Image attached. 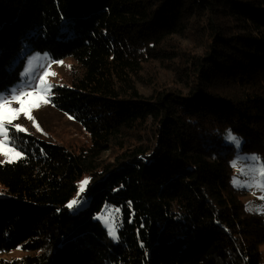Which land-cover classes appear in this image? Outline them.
Instances as JSON below:
<instances>
[{
    "label": "trees",
    "instance_id": "obj_1",
    "mask_svg": "<svg viewBox=\"0 0 264 264\" xmlns=\"http://www.w3.org/2000/svg\"><path fill=\"white\" fill-rule=\"evenodd\" d=\"M201 15L186 94L139 92L141 62L174 58L167 38ZM34 52L77 63L51 99L90 144L13 131L21 154L0 162V252L32 253L3 264H264V218L230 184L228 138L264 163V0H0V93L26 80ZM147 123L150 143L135 138ZM108 205L116 239L99 218Z\"/></svg>",
    "mask_w": 264,
    "mask_h": 264
},
{
    "label": "rangeland",
    "instance_id": "obj_2",
    "mask_svg": "<svg viewBox=\"0 0 264 264\" xmlns=\"http://www.w3.org/2000/svg\"><path fill=\"white\" fill-rule=\"evenodd\" d=\"M187 23H189L187 31L180 35H172L169 39L167 38L165 43L166 48L175 55L174 58L142 61L141 68L132 75V82L143 95H153L158 90H171L182 95L186 94L187 86L191 85L194 79L191 74L195 73L194 66L188 61L191 56L204 54L203 45L206 40L202 29L198 30L204 25L203 15ZM47 56L46 53L34 52L30 54L26 59L23 72L26 80L13 86L10 92L0 93L11 101L10 108L23 107L27 109V114L25 111L8 113L11 116V123L5 122L6 133H0V143L5 146L4 149H0V162L16 160L19 157L16 156V152L20 153V151L14 146L16 145L14 142H17V139L14 138V132L18 130L17 126H22L25 133L74 149L85 148L90 144L89 133L83 126L68 114L62 113L51 99L53 89L57 85H68L70 80L79 74L77 63L71 57L54 61ZM42 76L44 83L40 81ZM17 90L35 91L37 96L27 97L22 106L12 98L13 95H19ZM41 94L43 99H39ZM152 127V124L147 123L146 129L139 135H135V138L138 141L150 143L156 133L155 126L154 131ZM10 131L13 133L11 137L9 136ZM232 136L238 138V142L232 140L236 149L230 160V184L234 189L240 191V198L246 210L264 218V187H262L264 186V175L260 174V169H264V163L255 153L241 151V140L233 133ZM5 149L10 151L5 154ZM112 159L111 151H105L101 154L102 161H111ZM89 179L90 175H82L77 181L79 191L82 185L83 188L85 186L83 182ZM1 191L2 187L0 186ZM85 204L86 201H80L75 203L73 208L77 209ZM173 211L177 212V207L174 206ZM99 218L107 228L109 236L116 239L115 222H117L118 211L108 205L99 215ZM259 250L264 262V242L259 244ZM29 253L32 252H26L20 247L8 252H0V264H3L4 261L20 259Z\"/></svg>",
    "mask_w": 264,
    "mask_h": 264
},
{
    "label": "snow or ice",
    "instance_id": "obj_3",
    "mask_svg": "<svg viewBox=\"0 0 264 264\" xmlns=\"http://www.w3.org/2000/svg\"><path fill=\"white\" fill-rule=\"evenodd\" d=\"M45 75H48V73H45ZM40 81H41V83H44V77L43 76L40 77ZM17 91L19 92V95H13L12 98L14 100H16L18 103H20L22 106L24 105L25 99L27 97H36L37 96V92H35V91H30V92H24V91H20V90H17ZM39 99H43L42 94L39 97ZM10 103H11V101L6 99L3 95H0V133H6L5 122L11 123V116H9L8 113H19L20 111H25V114H27V109H24L23 107L18 108V109H12L9 107ZM17 129L19 131H24L22 126H17ZM228 138L230 140H235L238 142V138L232 136L231 133H229ZM4 147L5 146L2 143H0V149H4ZM8 151H10V150L5 149V154H7ZM16 156H20V153L16 152ZM260 174L264 175V169H260ZM83 183L86 184L87 181H85ZM262 187H264V186H262ZM81 191H83V185H82ZM75 203H77V201H73L72 203H70L68 205V207H70V208L73 207V205ZM110 234H112L111 231H110Z\"/></svg>",
    "mask_w": 264,
    "mask_h": 264
}]
</instances>
